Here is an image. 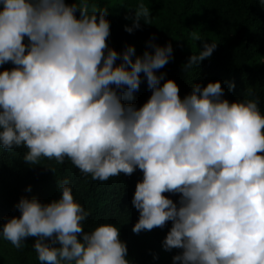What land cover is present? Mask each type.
Instances as JSON below:
<instances>
[{"label":"clouds","instance_id":"1","mask_svg":"<svg viewBox=\"0 0 264 264\" xmlns=\"http://www.w3.org/2000/svg\"><path fill=\"white\" fill-rule=\"evenodd\" d=\"M264 3V0H259ZM77 12L79 17H77ZM133 27L151 23L141 3ZM99 14V15H97ZM108 9L66 0H0V149H27L24 162L65 159L106 182L137 169L143 180L132 199L139 212L133 233L163 228V248L181 249L174 264H264V115L256 99H222L221 82L196 84L181 99L174 80L156 72L173 48L122 54L108 47ZM131 33L133 28L126 27ZM27 37L28 43L24 40ZM193 39L201 38L193 33ZM204 43L185 69L212 56ZM146 78L151 96L131 100ZM234 88V85L230 86ZM27 191H31L29 187ZM60 199L22 197L21 213L0 225V236L20 249L27 238L40 264H130L120 228L84 231L89 213L67 179ZM165 193L179 194L178 204Z\"/></svg>","mask_w":264,"mask_h":264},{"label":"trees","instance_id":"2","mask_svg":"<svg viewBox=\"0 0 264 264\" xmlns=\"http://www.w3.org/2000/svg\"><path fill=\"white\" fill-rule=\"evenodd\" d=\"M82 6L84 0H66V3ZM91 14L93 8L108 9L106 19L110 22V29L114 25L128 24L126 14L135 16V10L143 3L151 11V23L140 21V27L133 32L143 36L146 29L151 28L152 13L162 6V0H86ZM99 15V14H97ZM202 15L206 19L204 29L214 32L223 42L220 50H214L212 56L191 69H185L189 57L198 55L202 45L204 30L198 35L201 40L189 39L184 36L169 63L159 69L156 74L164 75L161 86L171 79L176 82L183 99L191 93L194 85L206 87L209 82H221L224 89L222 99L230 103L244 99H256L261 114L264 115V59L258 60L264 54V3L259 0H208L203 4ZM77 17L79 13L77 12ZM24 43L28 40L25 37ZM135 56H141L148 51V44L144 40L134 39ZM121 59L116 61L119 65ZM13 64L7 63L0 67V71L11 70ZM142 83L138 91L133 93L131 100H123L124 104H134L142 107L151 96L146 78L141 74ZM234 85V88L230 86ZM27 149L24 147L12 150L0 149V225L12 217H19L21 213L16 205L22 197L37 198L41 203H50L60 199L58 191L61 181L67 179L72 188L75 200L89 213L84 222V231H92L97 226L112 223L120 228V233L130 238L127 246L129 257L132 253L140 254L139 264H146L149 253L143 249L141 239L147 237L148 231L135 234L132 231L138 222L139 212L133 207L132 199L136 184L142 182L143 173L137 169L131 176L121 173L111 177L106 182L93 180L91 175H84L70 160L63 164L55 160L41 158L38 164L28 165L24 162ZM31 191H27L28 188ZM178 204L179 194L165 193ZM172 227L169 221L163 228L149 231L155 238L165 239ZM3 237L0 236V243ZM181 249L169 251L171 256L181 254Z\"/></svg>","mask_w":264,"mask_h":264},{"label":"rangeland","instance_id":"3","mask_svg":"<svg viewBox=\"0 0 264 264\" xmlns=\"http://www.w3.org/2000/svg\"><path fill=\"white\" fill-rule=\"evenodd\" d=\"M207 1L162 0L161 8L152 13L153 23L151 28L146 29L143 36L141 34L137 36L133 31L131 33L125 31L126 27L133 28L134 20L133 16L126 14L125 17L130 20V23L111 27L107 39L108 47L119 52L131 46L134 39L137 38V40H144L148 44L147 49L149 52H154L151 47L152 44L163 47L170 43L173 48V55L185 35L191 39L193 33L200 35L204 30L201 49L203 50L204 43H216L215 50H220L223 47L221 39L214 32L204 29L206 19L202 15V9L203 4ZM263 59L264 54L258 60ZM120 240L126 243L127 246L130 244V238L123 233H120ZM163 241V238H155L149 231L147 237L141 239L143 249L150 254L146 264H174V256H171L169 251L163 248ZM34 243L35 238H27L23 242L22 248L17 249L9 241L2 239L0 243V264H40L38 254L33 247ZM126 258L130 264H139L141 256L138 253H132Z\"/></svg>","mask_w":264,"mask_h":264}]
</instances>
